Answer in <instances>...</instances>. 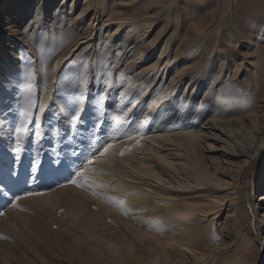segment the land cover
<instances>
[{
    "label": "bare ground",
    "instance_id": "6f19581e",
    "mask_svg": "<svg viewBox=\"0 0 264 264\" xmlns=\"http://www.w3.org/2000/svg\"><path fill=\"white\" fill-rule=\"evenodd\" d=\"M5 5L0 6V18L5 11L0 235L8 239H0V264H211L218 252L222 261L243 233L237 203L242 176L264 152V0H6ZM144 8L154 10L149 17L155 20L169 13L184 22L176 46L164 40L152 64L168 57L162 74L168 83L149 92L141 72L119 75L108 108L97 101L103 88L94 84L96 104L79 102L73 129V83L55 82L60 61L47 48L60 44L58 54L67 52L62 60L81 46L79 52L92 48L94 21L100 24L98 39L105 36L107 43ZM115 19L119 24L110 32ZM138 45L127 37L114 45L130 52L125 71L131 59L148 52ZM188 57L193 65H170ZM183 82L194 87L175 98ZM29 103L35 119L16 161L12 129ZM36 125L41 136L34 135ZM239 128L249 138L238 135ZM98 139L112 144L103 156L92 155ZM88 159L94 163L87 165ZM81 164L89 168L84 177L91 187L69 183ZM258 186L262 193L248 202L262 236L264 178ZM13 196L20 197L24 211L12 207ZM109 242L121 244L119 252ZM261 250L264 264V244Z\"/></svg>",
    "mask_w": 264,
    "mask_h": 264
},
{
    "label": "rangeland",
    "instance_id": "374dc122",
    "mask_svg": "<svg viewBox=\"0 0 264 264\" xmlns=\"http://www.w3.org/2000/svg\"><path fill=\"white\" fill-rule=\"evenodd\" d=\"M5 2L6 0H0V6H2V4L5 5ZM228 4L229 2L226 1L225 5L227 7H228ZM6 6L7 4L5 5V7ZM144 9L145 10L142 9V11L139 10V13L142 14L143 17H141L142 15L139 17L135 16L134 18H131L126 24L121 23L120 27L117 28L116 34H113L109 42L107 43H106V40H108V38L103 36V34L106 33L105 30L107 29H105V26H103V29H102L103 37L99 40L98 37L100 34V31H99L100 24H98L97 21H94L92 23V26L89 28L90 30H92V34H93L92 40H91V42L93 41L92 48L87 47L84 50V52L82 51L79 52V50L83 46H81L78 50H72L71 48L70 49V51L72 50L71 53L63 60L61 58L67 52L65 50V51L59 52L58 54V48L60 44L55 45L53 48H47V50L51 53V55L53 57L58 56L57 58L60 61L59 64L56 63V65L54 66L55 82L70 81L73 84H76L77 86H79L78 90L74 89L71 94L72 97H76L75 98L76 102L77 100H79V102L82 101L84 105L85 104H96L94 100L92 103V99H94V94L96 95V91H97V89H94L92 87L94 86V84H96L97 88L98 86L99 87L101 86V88H103V90L97 91L99 95L97 96L98 97L97 101H99L102 104V107L105 105V107L108 108V105L106 104L108 102L109 97H111V92L115 88L116 79L120 77L119 75H121L122 77H125L126 75H132L136 72L138 73L141 72L140 74H142V76L144 74L145 76V81L148 84H150L149 92L153 91L154 89L162 90L166 86V84L168 83L167 81L168 78L166 79V81H162V74H163V69H164V62L166 61L168 57L167 56L166 57L164 56V58L162 57V61H160L159 63L157 62L159 64V65L157 64V66H153L154 65L153 63L159 60L158 56L161 51L162 43L164 40L170 39L171 40L170 42H172L170 47H172L173 44L174 46H176L175 45L176 43L175 39L177 37L176 32L178 33L180 29L184 28V25H183L184 22L180 18V16H178L177 14L171 15L169 13L167 14L168 16L165 14L159 13V15L155 17L156 18L155 20L153 19V17L152 18L149 17L150 15H153L154 10H152V8L151 9L147 8V10L146 8ZM135 11L137 12V10H134V12ZM4 15H5V11H3V14L1 15L0 24L3 23L2 21H5ZM131 20L132 22L133 21L135 22L137 21V22L132 23ZM112 23L113 25L110 24V27H111L110 32H112L117 27V24H119L116 19L112 20ZM143 23L145 26L143 25ZM124 37H127V39L128 38L134 39L136 44L137 45L139 44L137 47L142 50L148 47L147 48L148 52L147 51L145 53L142 52L141 53L143 54L142 56L137 55L135 56L136 58L134 57V59H131V63L129 64L130 70L128 69V71H125V68H123V66H124V61L127 60L126 56L129 55L130 52H127V51L124 52L123 50L120 51L119 50L120 47H118L119 44L118 46H114L115 44L117 45L118 42L120 43L121 41H123ZM141 42H142V45H140ZM145 42H148V43H145ZM130 45H133V44H129L127 49H129ZM199 47L200 46L197 45L195 48H199ZM172 49H170V51H172ZM169 54H170L169 55L170 59H172L173 53L170 52ZM196 54H197L196 51L190 52L189 56L195 57ZM192 57H188L184 59L182 58L176 61L174 59L175 62H171L170 65L175 66L176 68L184 67L187 64L194 63V61L191 59ZM148 65L149 66L152 65V67L150 70H147L148 71L147 72L145 68ZM72 69L74 71H70ZM164 72H165V69H164ZM139 77H141V75ZM164 77L166 78V76ZM165 78H163V80H165ZM121 81H123V78H121ZM186 85H187V82H183V84L178 85V87L175 89V94H177L175 98H180L185 88H186L185 95H187L191 91V89L194 87V85H189L188 86L189 88H188L186 87ZM101 97H104V99L102 100ZM247 134L248 132H246L244 128L238 129V135H240L241 137L243 136V138L244 137L249 138ZM97 136H103V133L99 132ZM263 178H264V152H262L258 156V158L255 159L254 164L250 165L242 176L239 197L237 198L238 199L237 200L238 213H239L240 221L242 224V231H243L242 235L237 240L238 243L240 244L236 242V245L233 246V248L228 253L225 254L224 259H222V261L220 260V257H219L222 255V252L216 253V256L213 258L214 260H212L211 264H259L260 263L259 261L261 259V253H262L261 247H262V244H264V234H262V236L260 235L261 237L258 235V231L256 230V227H254L253 217H251L250 219L251 206L249 205L248 201L255 202L257 197L262 193V190L259 188L258 185L259 183L262 182ZM88 237L89 236L86 235L85 240H88L90 242L94 241V239L91 238L92 236L89 238ZM110 244L112 245L113 243L109 242V247H112ZM120 245L121 244H118L116 246L115 244L113 245L112 248L117 250L115 252H119L118 246L120 247ZM69 249H70V246H69ZM60 251L64 252L66 250H60ZM61 253L62 252L59 253L60 255L58 254L59 259L62 260L61 259L62 257L63 259H65L64 253L62 254ZM235 255H236V258H235ZM53 260L54 259H52V261ZM62 262L63 261H61V263Z\"/></svg>",
    "mask_w": 264,
    "mask_h": 264
},
{
    "label": "snow or ice",
    "instance_id": "6c2138e0",
    "mask_svg": "<svg viewBox=\"0 0 264 264\" xmlns=\"http://www.w3.org/2000/svg\"><path fill=\"white\" fill-rule=\"evenodd\" d=\"M72 87L74 89L78 90V86L73 84ZM103 100L104 97H101ZM33 105L31 103L27 104L26 106H23L22 110L19 112V119H18V126H15L12 129V135L14 138V144L15 146L12 148L13 153L15 154V160L19 161L20 159V153L22 151V136H27L28 135V125L31 123H34V117L30 118L29 117V112L32 109ZM72 111H71V127L74 129L76 127V121L78 119L79 113H80V107H79V100H77L76 104L74 106H71ZM39 125H36V128L34 129V135L36 136H41L42 134L39 132ZM97 144H99V147H97L92 155L95 156L97 153H99L100 156H103L106 154L109 150V148L112 147V144L108 143L105 141L103 144H100L99 139L96 141ZM121 155H124L123 152L120 153ZM94 163V160L88 159L86 164L91 165ZM89 171V168L85 164H81L79 169L76 170L72 175H75V179H70L69 183L72 185H75L76 187L79 188H86V187H91V184L88 182L87 178L84 177V174ZM82 177L84 179L82 180ZM28 195H34V193H28ZM115 199V198H111ZM20 200L19 196H13V200L10 202L12 204V207L20 209L21 211H24V209L20 208V204L18 201ZM121 205H123L124 201H119ZM63 211V209H61ZM5 215L4 212H0V216ZM214 240L218 239L215 234H213L212 237ZM0 239H5L7 240V236H2L0 235Z\"/></svg>",
    "mask_w": 264,
    "mask_h": 264
}]
</instances>
